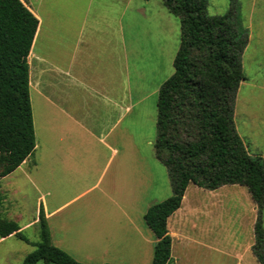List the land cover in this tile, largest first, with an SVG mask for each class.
I'll return each instance as SVG.
<instances>
[{
	"label": "rangeland",
	"instance_id": "374dc122",
	"mask_svg": "<svg viewBox=\"0 0 264 264\" xmlns=\"http://www.w3.org/2000/svg\"><path fill=\"white\" fill-rule=\"evenodd\" d=\"M126 5L123 19L127 26L129 92L134 104L126 116L128 140L123 154L120 152L115 156L109 171L120 165L123 172H135L138 176L133 178L142 182L115 189L110 185L111 172L98 180L101 172L94 171L104 167L103 156L89 157L86 165L78 164L74 172L61 175L64 184L59 188L47 186L51 183L49 178L35 185L33 181L38 179L19 170L1 178L0 184L6 188L4 195L0 192V217L11 219L8 212L12 204V213L19 217L15 221L19 225L26 224L21 230L27 240L13 233L0 237V264H21L24 256L40 241L39 226L33 218H38L41 195H44L49 210L52 205L67 202L55 215L47 218V223L52 244L76 260L93 264H149L152 259L154 236L145 224L143 214L149 205L172 193L167 168L156 157L154 149L156 102L160 85L173 72L180 22L162 0H127ZM230 7L235 9L240 24L248 31V42L241 56L245 79L236 92L233 121L249 153L264 157V0H207L206 14H223ZM37 140L40 141L39 137ZM128 177L132 179L129 174ZM234 185L243 187L252 201L244 185L226 184L222 187L225 189H213L222 192L217 196L206 193L213 190L192 183L188 185L187 202L192 201L198 207L195 230L201 243H193L194 248L182 249L179 254L174 252L172 244L174 264H260L251 251L241 252L249 240L247 235L231 239L238 245L235 254L242 253L243 256L238 262L234 257L222 256L201 246H207L203 239L208 240V231L221 226V246L230 250L228 231L236 230L239 225L247 226L250 221L247 212L251 213V219L257 214L245 203L244 191L236 190L238 187ZM197 189L206 192H200L199 196ZM194 206L190 207L191 213ZM262 221L264 227V205ZM84 237H94L98 241L93 243L83 240ZM174 237L175 242H182L179 240L182 235ZM36 264L45 262L39 260Z\"/></svg>",
	"mask_w": 264,
	"mask_h": 264
},
{
	"label": "trees",
	"instance_id": "16d2710c",
	"mask_svg": "<svg viewBox=\"0 0 264 264\" xmlns=\"http://www.w3.org/2000/svg\"><path fill=\"white\" fill-rule=\"evenodd\" d=\"M162 1L179 18L180 38L173 72L160 85L156 102L154 149L167 168L172 193L143 214L155 238L149 264H173L166 222L190 183L205 189L247 187L257 210L252 251L264 264V157L249 153L233 121L234 99L245 79L241 56L247 28L232 7L207 15V0ZM37 24L23 0H0V179L35 148L27 55ZM38 226L40 241L21 264H93L52 244L41 208ZM12 233L27 240L16 221L0 217V237Z\"/></svg>",
	"mask_w": 264,
	"mask_h": 264
},
{
	"label": "crops",
	"instance_id": "0c3cea01",
	"mask_svg": "<svg viewBox=\"0 0 264 264\" xmlns=\"http://www.w3.org/2000/svg\"><path fill=\"white\" fill-rule=\"evenodd\" d=\"M23 2L38 19L27 55L35 148L32 154L9 175L16 170L28 172L30 174L28 176H32L34 180L38 179L33 181L35 185L49 178L51 183L46 185L59 188L60 184H64L60 179L61 175L74 172L78 164L86 165L89 157L103 156L106 160L104 167L94 171L101 172L98 180L107 172H111L110 185L115 189L141 183V179L133 178L138 176L135 172H123L120 165L109 171L115 156L120 152L123 154L128 140L126 116L134 104L129 92L127 26L126 20L123 19V15L126 16L127 0H23ZM26 168H30L31 171H26ZM128 174L131 175V180ZM223 186L214 190L225 189ZM233 187H238L236 190L242 189L241 192L244 191L245 194L243 187L237 185ZM5 188L4 184H0L1 195H4ZM187 188L188 185L180 206L169 215L166 222L168 234L172 238L170 243L173 244L176 254L181 253L182 249L194 248L193 243H201L195 230L197 228L195 213L198 207H195L192 201H189L190 204L187 202ZM197 190L199 196L202 191L206 192ZM214 190L206 193L215 196L222 193ZM39 198V210L42 209L46 223L47 218L55 215L58 209L67 203L52 205L49 210L44 195ZM244 198L249 209L252 208L255 212V204L251 206L253 201H249L247 194ZM191 206L195 207L192 213ZM9 208L10 218L17 220L19 217L17 213H12V204ZM249 213L247 212L250 219L247 226L239 225L236 230L228 231L230 250L221 246L223 243L221 226L215 231L209 230L208 240L203 239L207 246H201L222 256L234 257L238 262L242 261L243 256L242 253L235 254L234 250L238 245L231 239L247 235L249 240H245L241 252L251 251L257 260L252 251L257 214L251 219ZM190 215L194 217L190 218ZM38 218L33 219L38 223ZM25 225H19L20 229ZM175 235H182L179 239L182 242H175ZM83 240L93 243L98 241L94 237H84Z\"/></svg>",
	"mask_w": 264,
	"mask_h": 264
}]
</instances>
